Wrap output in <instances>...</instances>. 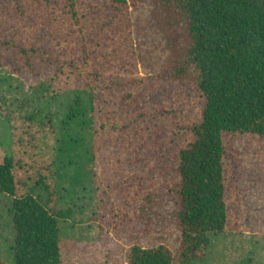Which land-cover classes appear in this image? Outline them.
Masks as SVG:
<instances>
[{"label": "rangeland", "instance_id": "1", "mask_svg": "<svg viewBox=\"0 0 264 264\" xmlns=\"http://www.w3.org/2000/svg\"><path fill=\"white\" fill-rule=\"evenodd\" d=\"M76 1L87 42L110 48L120 36L113 0ZM126 1L139 77L55 74L29 87L0 70V155L10 151L11 119L52 120L49 137L61 162L51 212H70L59 219L62 264H126L135 244H165L174 264H264V138L245 134L223 137L226 231L212 237L201 259L179 261V128L171 111L200 108L202 97L187 62L184 18L173 8L169 16L165 0ZM14 5L0 0L3 40L27 23ZM71 106L81 111L64 124ZM33 194L44 199L41 189ZM10 198L0 191V260L13 264Z\"/></svg>", "mask_w": 264, "mask_h": 264}, {"label": "trees", "instance_id": "2", "mask_svg": "<svg viewBox=\"0 0 264 264\" xmlns=\"http://www.w3.org/2000/svg\"><path fill=\"white\" fill-rule=\"evenodd\" d=\"M14 2L15 12L27 23L17 26L10 39L0 37V70L17 75L29 87L55 74L84 72L130 81L139 77L126 0H113L120 36L110 48L87 42L76 0ZM165 2L169 16L173 8L185 20L187 62L202 97L200 108L171 111L179 128V261L187 263L201 259L212 237L228 226L224 135L264 138V0ZM110 25L101 27L100 37ZM80 111L71 106L62 122L69 124ZM10 127V151L0 155V191L12 199L13 264H62L59 219L70 212H51L59 201L61 162L49 137L52 120L37 121L27 114L11 119ZM36 189L44 199L33 194ZM125 261L174 264V257L165 244H135Z\"/></svg>", "mask_w": 264, "mask_h": 264}]
</instances>
